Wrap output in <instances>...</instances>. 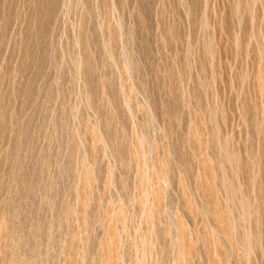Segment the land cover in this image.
<instances>
[{
	"label": "rangeland",
	"instance_id": "1",
	"mask_svg": "<svg viewBox=\"0 0 264 264\" xmlns=\"http://www.w3.org/2000/svg\"><path fill=\"white\" fill-rule=\"evenodd\" d=\"M0 264H264V0H0Z\"/></svg>",
	"mask_w": 264,
	"mask_h": 264
}]
</instances>
